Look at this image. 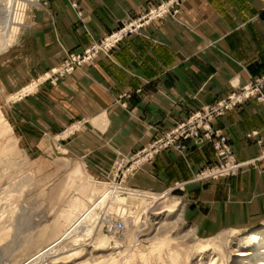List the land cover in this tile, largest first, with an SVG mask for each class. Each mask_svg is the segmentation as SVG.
<instances>
[{
    "label": "crops",
    "instance_id": "1",
    "mask_svg": "<svg viewBox=\"0 0 264 264\" xmlns=\"http://www.w3.org/2000/svg\"><path fill=\"white\" fill-rule=\"evenodd\" d=\"M66 4L53 0L50 19L36 15L33 21L39 24L28 30L23 43L2 50L0 87L5 94H17L60 66L67 51L80 53L123 19L95 10L89 14L83 3L71 11ZM60 6L69 10L59 12ZM143 32L145 37L118 44L112 58L100 54L56 84L42 83L20 98L22 109H17L23 117L36 113L47 132L58 130L62 136L69 124L81 123L80 137L71 138L75 153L83 162L105 153L111 162L113 152L115 158L132 154L157 137V128L170 129L195 108L224 98L264 72V0H182L176 23L168 20ZM213 125L224 131L235 159L252 162L238 176L191 183L194 170L216 162L209 145L196 146L191 139L185 142V156L175 149L159 152L127 176L129 183L157 192L187 184L200 205L188 216L203 236L264 220V102L247 100ZM86 129L93 131L91 136L102 132L111 137V150L82 144Z\"/></svg>",
    "mask_w": 264,
    "mask_h": 264
},
{
    "label": "rangeland",
    "instance_id": "2",
    "mask_svg": "<svg viewBox=\"0 0 264 264\" xmlns=\"http://www.w3.org/2000/svg\"><path fill=\"white\" fill-rule=\"evenodd\" d=\"M52 2L53 0H0V53L12 44L18 47L23 43L28 36V30L35 29L39 24L38 21H33L39 18L36 15H44L50 19L54 10ZM66 3L71 11V6L78 10V4L83 3L89 14H93L95 10L98 13L107 12L110 16H122L123 19L118 21L117 27L125 22L127 25L132 24L129 34L124 38L126 40L133 36L145 37L143 30L152 25L168 20L176 23L182 0H66ZM67 7L60 6L56 9L64 12L69 10ZM129 10L137 14L127 12ZM77 15L80 16V13L77 12ZM107 35L109 34L92 40L100 41ZM118 44L107 53L98 52L95 57L102 54L112 58ZM69 53L77 54L67 51L61 64ZM38 77L29 81L15 95L5 94L0 87V264H20L26 260L28 262L30 257L67 230L72 221L94 203L104 190L118 188L114 187V182L117 185L120 180L124 189L118 188L121 199L112 195L106 197L86 219L80 231H75L61 240L52 252L28 263L264 264V220L246 229L224 230L215 235L203 236L195 232L194 223L188 216L192 211L199 210L200 205L196 201L197 197L188 194L187 184L179 183L160 192L143 190L137 184L129 183V174L122 179L117 171L118 160L124 159L125 162L128 156L120 154L115 158V151L114 160L111 162L105 160V153L92 162H83L79 158L71 138L80 137L78 135L83 128L81 123L69 124H77L79 127L67 136H62V133H56L58 130L47 132V123L36 113H32L30 117L27 112L23 117V111L17 109H22L20 98L37 89L42 83L53 85L49 81L37 82ZM203 106L187 114L185 120ZM220 117L211 121L210 125L213 130L220 131L228 142L224 131L213 127V123ZM185 120L176 122L174 126ZM149 128L152 130L157 127ZM161 130L169 129L157 128V135ZM84 131L85 136L81 135L80 138L82 144L94 150L102 144L111 150V137L107 138L101 132L97 138L91 136V129ZM112 138L115 143L117 136L113 135ZM188 139L196 146L209 145L216 156L214 164L202 165L193 171L191 183L202 184L217 178L235 177L252 165L250 161L245 163L235 159L245 163L235 173L206 178L201 175L202 172L219 161L216 149L211 140L204 139L198 143L195 138L186 140ZM186 140L182 141L185 147L183 152L175 147L160 152L175 149L185 156ZM230 148L232 149V145ZM140 165L133 166L130 170ZM129 189L135 193L130 194ZM152 195L158 199L152 202ZM115 219H121L125 223L124 229L110 234L106 221L113 222ZM86 227L89 229L87 233V230L83 231ZM251 234H255V238L247 240L245 237H250Z\"/></svg>",
    "mask_w": 264,
    "mask_h": 264
},
{
    "label": "built area",
    "instance_id": "3",
    "mask_svg": "<svg viewBox=\"0 0 264 264\" xmlns=\"http://www.w3.org/2000/svg\"><path fill=\"white\" fill-rule=\"evenodd\" d=\"M132 24L123 23L121 27L111 30L109 35L100 41L92 40L91 44L81 54L69 53L66 60L57 68L52 69L50 73H45L43 76L38 77L37 82L49 81L51 84H56L62 77L73 72L76 68L90 63L95 58V55L103 51L109 52L111 48L124 40L129 34ZM259 100L264 102V72L251 78L243 87L228 94V96L214 101L211 105H206L195 112L185 122L178 123L176 126L169 130H161L157 137L141 149L128 155L127 160H118L116 164L117 171L120 172L122 179L129 174L131 167L137 166L152 159L161 150L175 147L180 152L185 150L182 141L187 138H195L198 143L204 139L211 140L212 145L218 154V163L213 167L206 168L205 172L201 175L204 177H216L220 175H230L238 171L245 163L235 160L233 151L228 145L227 140L221 135L218 130L211 128V121L215 118L225 114L229 109L240 107L247 100ZM79 125H70L68 129L64 130L63 134L68 135ZM119 176V175H115ZM115 178V177H113ZM119 181V180H118ZM121 180L117 183L114 182V187L118 186L119 189L124 190L120 184ZM108 233L116 234L124 229L125 223L121 219L114 220L113 222L106 221Z\"/></svg>",
    "mask_w": 264,
    "mask_h": 264
},
{
    "label": "bare ground",
    "instance_id": "4",
    "mask_svg": "<svg viewBox=\"0 0 264 264\" xmlns=\"http://www.w3.org/2000/svg\"><path fill=\"white\" fill-rule=\"evenodd\" d=\"M11 41V40H9ZM10 43V42H9ZM8 44V43H7ZM8 46V45H7ZM22 93V92H21ZM120 190V189H119ZM118 190L117 187L110 190H104L102 192V194L100 195V197L94 202L92 203L89 207H87L82 213H80L71 223V225L67 228V230H65L60 236H58V238L49 243L48 245L44 246L41 250H39L35 255H33L32 257H30V259L28 260V262L30 260H37L40 257H43L44 255H47L48 253L52 252V250L58 245V243L61 240L66 239V237L71 236V234L75 231H80L79 229H81V227H84V222L86 221L87 218H89L95 211V209L100 205V203L108 196L112 195L114 198L116 199H121L120 197V191ZM130 190V189H129ZM128 191V190H127ZM126 191V192H127ZM135 191V190H134ZM130 194H134L135 192H133L132 190L128 191ZM141 193V192H140ZM143 193V192H142ZM166 195V194H165ZM144 196V195H143ZM160 196V195H159ZM164 196V195H163ZM151 198H153V200H151L152 202L156 199H158V197L156 196H150ZM87 230V231H86ZM83 231L85 233H87L89 231V229L83 228ZM250 237L246 236L245 238L248 240V238H252L251 240H253L255 238V234H251L249 235ZM27 262V260L23 263L20 264H29ZM32 262V261H31Z\"/></svg>",
    "mask_w": 264,
    "mask_h": 264
}]
</instances>
